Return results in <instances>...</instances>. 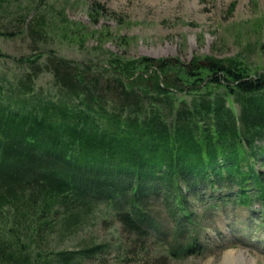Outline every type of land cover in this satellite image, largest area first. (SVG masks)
<instances>
[{
    "label": "trees",
    "instance_id": "16d2710c",
    "mask_svg": "<svg viewBox=\"0 0 264 264\" xmlns=\"http://www.w3.org/2000/svg\"><path fill=\"white\" fill-rule=\"evenodd\" d=\"M111 61L119 71L50 53L43 62L20 59L19 77L3 76L0 264H39L30 249L42 232L78 225L102 206L105 223L115 217L129 244H120V262L130 253L137 264L204 254L197 236L183 239L197 223L191 196L247 209L264 231V72L252 77L214 58ZM45 71L55 98L35 91ZM154 201L171 218L174 244L151 257L166 232Z\"/></svg>",
    "mask_w": 264,
    "mask_h": 264
},
{
    "label": "rangeland",
    "instance_id": "374dc122",
    "mask_svg": "<svg viewBox=\"0 0 264 264\" xmlns=\"http://www.w3.org/2000/svg\"><path fill=\"white\" fill-rule=\"evenodd\" d=\"M0 34V84L5 75L7 80L21 75L20 59L28 62L41 55L43 62L50 53L94 68L113 65V71L120 68L111 64L115 57L133 62L150 57L185 65L195 58L203 64L211 58L231 60L252 77L264 72V0H0ZM208 74H201V87ZM35 91L57 97L47 71L37 79ZM202 202L189 197L197 223L183 239L197 236L207 246L205 253L164 264H264V231L257 226L258 218L233 203ZM154 205L166 232L152 247L151 257L174 244L171 218L158 201ZM102 207L78 225L60 223L54 231L42 232L31 246L32 256L39 264H63L60 253L74 254L71 264H137L139 258L132 253L120 262V244H129L115 217L105 223ZM98 246L102 252H86Z\"/></svg>",
    "mask_w": 264,
    "mask_h": 264
}]
</instances>
